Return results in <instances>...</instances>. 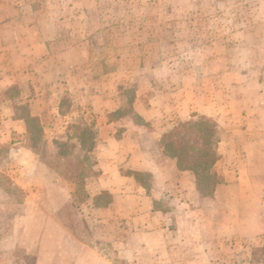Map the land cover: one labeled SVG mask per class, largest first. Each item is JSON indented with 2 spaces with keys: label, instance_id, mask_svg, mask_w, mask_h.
I'll list each match as a JSON object with an SVG mask.
<instances>
[{
  "label": "rangeland",
  "instance_id": "obj_1",
  "mask_svg": "<svg viewBox=\"0 0 264 264\" xmlns=\"http://www.w3.org/2000/svg\"><path fill=\"white\" fill-rule=\"evenodd\" d=\"M202 117L214 185L147 135ZM118 122L160 168L125 170L146 193L91 198ZM23 147L65 203L22 172ZM0 264H264V0H0Z\"/></svg>",
  "mask_w": 264,
  "mask_h": 264
},
{
  "label": "crops",
  "instance_id": "obj_2",
  "mask_svg": "<svg viewBox=\"0 0 264 264\" xmlns=\"http://www.w3.org/2000/svg\"><path fill=\"white\" fill-rule=\"evenodd\" d=\"M31 116L37 117L38 119V116L36 114L32 113ZM14 122L16 123V128H18V132L27 133V123L24 119L16 117ZM38 122H40L39 119ZM119 123L120 122H118V124ZM119 125L120 126L118 127L127 128L125 131H123L122 136L115 137L113 131L111 130L112 132L109 131L111 135L108 134V137L106 136L103 141L99 140L96 143L94 152L96 153V155H98L96 164L98 172L93 175L94 177H86V180L90 182V185H92L93 188L88 191L91 198L102 191L111 193L116 198L122 196L125 191H130L133 188H136V191L144 188L136 182L135 178L132 175L125 173V170L127 168L139 172H148L150 174H156V171H158L160 168L156 161L151 160V158L146 156V151H144L140 145L141 142H137L138 135H135L131 131L132 129L139 130L138 126L132 125L128 127L126 126L127 124L121 123ZM164 131L165 128H162L160 130H154L150 128V130L147 132V135L152 137V140L154 139V141L157 142ZM125 134H128V136H125ZM129 141L130 143L127 145V142ZM138 146L140 148V151L136 152V147ZM156 151L158 152V155H162L159 149ZM21 152L26 156V160H24V163L22 164L24 166L22 172H27L28 174L33 175L35 171L40 170L42 172V176L46 178L44 181V183L46 184L45 187H53L56 191V195H58L60 199L62 198V202L65 203L68 196H70V193L66 190V188H63L62 182L64 181V177L59 176V174L54 169H52V167L46 164V162H44L42 159H39L32 148L23 147ZM57 154L59 153H56V155ZM61 161L60 163H62ZM175 161V158H166V162L170 164V167H172L174 171L176 168ZM180 172L183 175L184 173H186L185 171ZM182 174H180L179 176H181ZM168 177L170 176H167V178H164L162 180L163 183H166L167 181V183L170 182ZM65 179L69 182L74 181L72 176L70 175ZM138 186L140 187L139 189ZM143 192L146 193L145 190H140V193ZM148 198L149 197L145 198V196L140 197V199L143 200L144 203H148ZM151 202L152 199H150V203ZM112 204L113 203H110L106 207V209L110 208ZM54 211H57V209H54Z\"/></svg>",
  "mask_w": 264,
  "mask_h": 264
},
{
  "label": "trees",
  "instance_id": "obj_3",
  "mask_svg": "<svg viewBox=\"0 0 264 264\" xmlns=\"http://www.w3.org/2000/svg\"><path fill=\"white\" fill-rule=\"evenodd\" d=\"M25 121L27 124H29V121L36 123L39 127L37 117L31 116L30 119H25ZM215 128V124L205 117L181 122L171 130L163 133L161 147L170 157L177 158L181 162H185L186 158H194V162L189 168L194 170L197 175L201 174V181L203 178L210 179L212 185H214L217 180L213 166L218 160L217 144L219 142L214 135ZM28 129L29 126L27 125ZM83 132L81 130L78 135L80 136Z\"/></svg>",
  "mask_w": 264,
  "mask_h": 264
}]
</instances>
